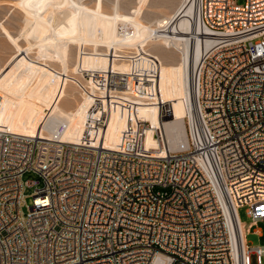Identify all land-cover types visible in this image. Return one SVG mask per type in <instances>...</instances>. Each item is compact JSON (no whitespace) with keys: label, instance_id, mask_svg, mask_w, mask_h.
Returning <instances> with one entry per match:
<instances>
[{"label":"built area","instance_id":"built-area-1","mask_svg":"<svg viewBox=\"0 0 264 264\" xmlns=\"http://www.w3.org/2000/svg\"><path fill=\"white\" fill-rule=\"evenodd\" d=\"M193 3L212 45L191 72L174 147L158 134L155 148L146 144L151 125L138 107L158 102L161 75L149 55L124 73L84 70L90 105L78 142L61 138L66 122L52 137L0 127V264H263L264 245L246 234H264V0ZM157 105L162 118L173 114ZM114 113L126 126L110 148ZM28 171L40 180L24 182ZM241 207L252 219L244 231Z\"/></svg>","mask_w":264,"mask_h":264},{"label":"rangeland","instance_id":"rangeland-1","mask_svg":"<svg viewBox=\"0 0 264 264\" xmlns=\"http://www.w3.org/2000/svg\"><path fill=\"white\" fill-rule=\"evenodd\" d=\"M245 1L235 0L240 5ZM182 2L183 0H0V127L33 133L29 127L40 123L55 106L73 111L78 117L86 114L90 99L84 90V70H103L110 65L108 40L112 37L108 18L117 15L122 19L121 22L118 21L120 32L123 19L140 22L144 25L145 32L126 37L121 33L117 37L113 35V39L119 44L112 60L114 69L120 73L127 72L131 59L136 55L154 56L161 62L158 102L142 103L138 107L140 116L151 125L146 144L155 148L157 140L154 135L162 136L159 124L161 112L157 103L171 104L173 114L167 118L183 119L185 125L187 122L184 102L179 100L178 95L183 88L180 53L161 40L153 39L152 32L157 28L156 21L172 16ZM99 10L102 18L104 17L100 25L98 19H95L96 11ZM28 19L48 21L51 27L36 30L28 24ZM131 26L130 23L125 25L128 29ZM106 34L110 37L107 38ZM119 35L125 41L118 39ZM38 38H56L57 46L49 47L48 50L53 57L40 54ZM148 64L151 65V62ZM166 107L168 108V104ZM125 126V117L114 113L109 123L108 141L113 142L116 137L118 143ZM177 130L178 135L174 133L176 138L180 134L178 131H181ZM72 136L81 138L82 134L73 132ZM39 180L38 174L33 171L23 175L24 182ZM35 188L36 185H32L25 189L24 213H28V206L32 205ZM239 217L245 227L252 221L246 207L239 209ZM258 226L264 231V222H260ZM256 228L255 226L253 230ZM246 236L251 246L264 245V234L260 237L251 232ZM262 263L264 264V257Z\"/></svg>","mask_w":264,"mask_h":264},{"label":"bare ground","instance_id":"bare-ground-1","mask_svg":"<svg viewBox=\"0 0 264 264\" xmlns=\"http://www.w3.org/2000/svg\"><path fill=\"white\" fill-rule=\"evenodd\" d=\"M96 14L97 15H95L96 16L95 19L96 20L98 19L97 22H99V25H100L103 23L104 17L102 18L100 10L99 12L96 11ZM108 19H109L108 25H109V28H111V37H112L110 38L111 40L110 39L108 40V46L110 48V55H111V61H110L111 63L108 66V68L114 69L112 60H114L113 57H114V54L117 48L119 47V44H118V41L116 42L113 39L114 37L113 35L116 36L118 33H121L122 35H125V37L129 35L133 36L137 33H141L142 31L145 32V30H144V25H141L140 22H136V21L134 22L131 19H123V24H122L123 28H122V31L120 32L118 30V21L121 22L122 19L120 20L117 17V15H114L112 18H108ZM129 23L132 26L131 28L128 29L126 28L127 26L125 27V25ZM28 24L33 26L34 29L35 28L36 30L38 29L39 31L45 28L49 29L51 27L48 21L40 22V21H32L28 19ZM156 27H157L156 29L152 30V32H154L153 39L161 40L163 43L168 44L170 47H173L176 51L180 53L181 60H182V66H183V70H182L183 75L181 77L182 82H183V88L182 90L178 92V95H179V100H182L184 102L183 104L186 109L185 111L186 116H188L189 110L191 108L190 106L191 91L189 93V85H190L189 80H190L191 72L194 69V67L197 65L201 57V54L204 52V50L208 49L212 45L211 39L202 38L199 36V33H201L202 28H201V25H199L198 21H196L195 19V8H194L193 0H183L182 4L177 8V10L174 12L172 16L158 19L156 21ZM98 29L100 28L98 27ZM28 33H30V31ZM120 35L118 39L124 40V38H121ZM105 36H108V34H106ZM109 37L110 36H108L107 38ZM38 39H39L38 41H40L39 42V47H40L39 51L41 50L40 54L41 55L45 54V56H48L47 54H49L50 57L51 56L53 57V54H51L50 51L48 52V50L50 48H54L55 46H57L56 40H55L56 38H52L51 40H47V39L45 40V38H38ZM159 119H160L159 124L161 127L162 136L166 137L171 147H174L176 143L178 142V140L180 139L179 137L181 135V132L185 131L184 127L186 128V125L184 124V122H182L183 119L181 120V119H175V118H162L161 114L159 115ZM60 122H66L67 124V129L61 138L69 142H78L80 139V136H78L79 138L76 136H72V133L73 132H79L81 134L83 133V129L85 127V122H86V114L82 115L81 117H78V115H76L73 111H67L61 107L55 106L52 112L48 113L40 121V123H36L34 126L29 127L33 133H27V134H42V135L52 137L54 136L55 129L58 123ZM178 128L181 131H178L179 130ZM10 130L15 131L13 129H10ZM175 130L180 132L177 138H176V135H174V133L176 132ZM16 132H19V131H16ZM22 133H26V132H22ZM108 135H109V126L104 134L105 143L110 148L116 147L117 145L116 137L113 138L114 140L112 139L113 142H109ZM241 227H242V230L244 231L243 223L241 224ZM153 264H167V261L161 257H158L157 259H155Z\"/></svg>","mask_w":264,"mask_h":264}]
</instances>
